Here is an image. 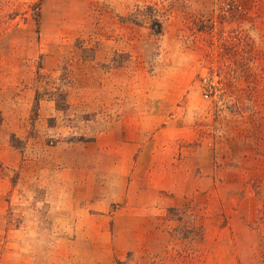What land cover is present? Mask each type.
I'll return each instance as SVG.
<instances>
[{"label": "rangeland", "instance_id": "1", "mask_svg": "<svg viewBox=\"0 0 264 264\" xmlns=\"http://www.w3.org/2000/svg\"><path fill=\"white\" fill-rule=\"evenodd\" d=\"M0 264H264V0H0Z\"/></svg>", "mask_w": 264, "mask_h": 264}]
</instances>
